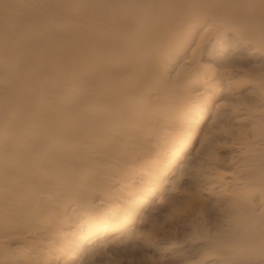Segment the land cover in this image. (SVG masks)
Returning a JSON list of instances; mask_svg holds the SVG:
<instances>
[{"label":"snow or ice","instance_id":"snow-or-ice-1","mask_svg":"<svg viewBox=\"0 0 264 264\" xmlns=\"http://www.w3.org/2000/svg\"><path fill=\"white\" fill-rule=\"evenodd\" d=\"M229 34L264 58V0H0V185L6 192L23 185L41 191L39 181L73 147H84L94 132L117 123L136 132L117 143L122 171L142 161L146 142L157 158L152 162L168 158L170 147L183 139L193 83L201 74L227 81V94L213 100L217 111L253 112L255 82L246 73L257 66L236 57L202 59L206 45L224 43ZM174 56L178 69L169 68ZM258 69L264 93V59ZM237 132L233 149L253 154L259 142L264 192V103L259 124L246 115ZM196 152L215 154L207 132ZM180 163L187 168L192 160ZM245 199L210 208L200 193H189L172 202L162 232L145 235L146 226L130 238L177 246L188 221L215 214L218 222L236 225L203 238L201 256L215 260L160 256L157 264H264V216L256 222L240 215ZM29 201L37 217L59 216L46 200ZM6 264L50 261L10 258Z\"/></svg>","mask_w":264,"mask_h":264},{"label":"bare ground","instance_id":"bare-ground-1","mask_svg":"<svg viewBox=\"0 0 264 264\" xmlns=\"http://www.w3.org/2000/svg\"><path fill=\"white\" fill-rule=\"evenodd\" d=\"M226 57L239 58L245 66H257L246 73L255 82L253 112L238 113L231 107L217 111L213 100L227 94V81L221 83L215 74H201L193 83L183 139L170 147L168 158L162 156L159 162H152L157 158L152 143L146 142L142 161L122 171L123 154L117 150V143L136 132L117 123L94 132L84 141V147H73L67 158L39 181L41 191L33 192L30 186L23 185L6 192L0 185V264L10 258L47 260L50 264H151L160 256L215 260L201 256L203 238L217 231L231 232L236 227L218 222L215 214L197 222L188 221L186 235L177 246L130 238L148 226L145 221L163 220L172 202L187 198L189 193H200L210 202V208H229L246 198L238 205L239 214L258 222L264 216V192L259 185L262 149L258 143L253 154H248L238 145L233 152L231 145L238 139L237 129L246 115H252L259 124L264 93L259 86L258 65L264 58L229 34L224 43L206 45L202 59L213 62ZM178 59L174 56L169 68L178 69ZM238 71L235 65L233 72ZM2 97L0 84V100ZM229 128L232 132L226 133L224 130ZM205 132L216 152L197 157ZM222 148L225 153L219 151ZM189 159L191 165L184 168L180 162ZM108 189L113 192L111 198L104 195ZM30 196L46 200L59 216L49 221L34 215Z\"/></svg>","mask_w":264,"mask_h":264},{"label":"clouds","instance_id":"clouds-1","mask_svg":"<svg viewBox=\"0 0 264 264\" xmlns=\"http://www.w3.org/2000/svg\"><path fill=\"white\" fill-rule=\"evenodd\" d=\"M173 207L174 206L171 207L170 212L168 213L167 216L163 218V220L160 219L151 220L147 226V229L145 230V235L154 236L156 233L162 232L167 227V222L170 215L173 212ZM151 264H157V262L155 260H152Z\"/></svg>","mask_w":264,"mask_h":264},{"label":"rangeland","instance_id":"rangeland-1","mask_svg":"<svg viewBox=\"0 0 264 264\" xmlns=\"http://www.w3.org/2000/svg\"><path fill=\"white\" fill-rule=\"evenodd\" d=\"M238 113H239V111H238ZM240 113H241V112H240ZM258 143H259V142H257V144H258ZM226 145L228 146V145H230V144L227 143ZM220 148H221V147H220ZM224 149H225V148L219 149V151H220V152H223V151H224V153H225V150H224ZM221 150H222V151H221ZM227 151H228V147H227ZM235 151H237V149H234V150H233V152H235ZM236 153H237V152H236Z\"/></svg>","mask_w":264,"mask_h":264}]
</instances>
